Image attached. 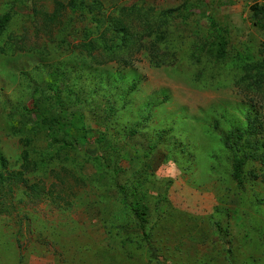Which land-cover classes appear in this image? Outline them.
I'll use <instances>...</instances> for the list:
<instances>
[{
	"label": "rangeland",
	"instance_id": "obj_1",
	"mask_svg": "<svg viewBox=\"0 0 264 264\" xmlns=\"http://www.w3.org/2000/svg\"><path fill=\"white\" fill-rule=\"evenodd\" d=\"M75 1L0 0V264H264V0ZM117 19L135 62L92 64Z\"/></svg>",
	"mask_w": 264,
	"mask_h": 264
},
{
	"label": "trees",
	"instance_id": "obj_2",
	"mask_svg": "<svg viewBox=\"0 0 264 264\" xmlns=\"http://www.w3.org/2000/svg\"><path fill=\"white\" fill-rule=\"evenodd\" d=\"M201 3L202 4L199 6V9H202V10L204 9V12H206V10H208V2L206 0H202ZM55 5H56V7L60 6V7H64L65 9L75 10L76 8H80L83 5V2L81 1L79 3H76L75 0H69L68 3L63 4L61 1L55 0ZM253 7L254 6H252V9H253ZM254 9L256 10L255 11L256 15L264 14V7H260V8L256 7ZM192 11H193L192 9L187 8L186 12H187V14H189ZM176 12H177L176 9L163 10L162 14L165 15V18L161 19V24L163 26H166L168 19H176V18L181 19V18H184V16H186V15H183V17H180V16L177 17L178 15H176ZM56 13L57 12H55V8H54L53 13L48 16V19H50V18L53 19L54 17H56ZM208 18L211 21V17L209 16V17H207V19ZM55 19L56 18H54V20ZM145 25L147 26V29H146L147 32H145V30H144V32L146 33V34H144V32H143V34L145 35L144 37L151 38V40H150L151 48L150 49H152L151 50L152 52L149 54L148 58L150 59V61L155 66L167 64L168 63L167 59L169 56L167 54H164V53L158 54L159 49L157 47V44L161 40L164 39L163 32L161 31V27H160V18H158L157 16H153L150 12H147L145 15ZM210 26L214 28V27H217V24L214 23V21H213L210 24ZM126 31H127L126 24L122 23L119 19H117V21L113 24V26H109L103 32H101V34H97L96 36H98V37H95V38L97 40H100L99 44L101 42L106 43L107 48H109L111 50V56L107 60H104V55L106 52L103 49H100V50L97 49L96 52L91 54V56H90L91 59L89 61L92 64H96V65H102V64L108 62L109 60L120 62V63L124 64L125 66H129L132 63H134L136 58H135V53L132 49L134 47H137V46L134 45L132 40L130 41L128 39L131 36L127 37L128 35L126 34ZM104 36H106V38H104ZM114 38H115L116 42L113 41ZM98 48H99V46H98ZM94 71H95L94 74H96L97 71L99 73H101L98 70V68H96L95 65H94ZM112 79L113 80L111 82L113 83V85L119 86V89H121L123 87L124 88L129 87V84H125L123 76L121 74L119 75V73H117V76L112 75ZM133 86H135V84H133ZM46 88H48V87H46ZM130 89L132 90L133 87H130ZM71 115H72V113H71ZM71 115H69V116H71ZM65 116H68V115L62 114L63 119H65L69 122L77 123L76 119L73 121V120L68 119ZM248 120H250V117H248ZM93 123H94V121H93ZM95 123H99V121L95 120ZM80 124L78 125L77 131L80 132L79 134L81 135V136H79V139H81L80 142L85 144V139H90L91 138L90 136L92 134L87 129L88 127L86 128V124L81 121V117H80ZM248 125H250V127L253 128V122H249ZM56 129L57 128H51V131L56 130ZM238 141H239V136H237L236 140L234 142H232V147L235 150L239 149ZM71 143H73V140ZM226 145H228L229 147L231 146V144L228 142L227 139H226ZM254 150H258V148L254 149ZM25 152L26 151L23 152L24 154L21 157V159L23 161L22 165L28 166L30 164V162H29V159L27 158ZM248 159H254V160H259V161L264 162V151L251 152L248 154H244L242 157H239L234 161L233 178L238 183H240V181H241V173H242L243 167L247 163ZM0 162L3 164H6V160L2 156H0ZM16 173L18 174L19 178L21 177V179H23L22 178V175L24 174L23 170H18ZM140 194H141V196L136 197L137 199L132 202L131 208L133 209L135 215H139V216L144 217L146 208H148L147 204H149L148 199H149L150 195L147 196L145 190L140 192ZM148 250L150 251L151 257L156 258V253H155V250L153 249V247L149 246Z\"/></svg>",
	"mask_w": 264,
	"mask_h": 264
}]
</instances>
